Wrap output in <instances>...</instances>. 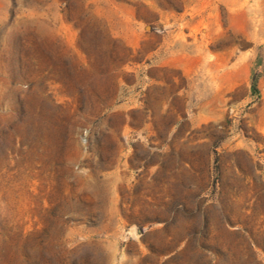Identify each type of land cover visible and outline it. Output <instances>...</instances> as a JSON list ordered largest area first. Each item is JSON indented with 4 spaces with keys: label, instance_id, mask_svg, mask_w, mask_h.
Here are the masks:
<instances>
[{
    "label": "rangeland",
    "instance_id": "374dc122",
    "mask_svg": "<svg viewBox=\"0 0 264 264\" xmlns=\"http://www.w3.org/2000/svg\"><path fill=\"white\" fill-rule=\"evenodd\" d=\"M0 264H264V0H0Z\"/></svg>",
    "mask_w": 264,
    "mask_h": 264
}]
</instances>
